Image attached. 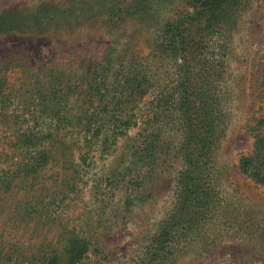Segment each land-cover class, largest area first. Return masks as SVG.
<instances>
[{
	"label": "trees",
	"instance_id": "1",
	"mask_svg": "<svg viewBox=\"0 0 264 264\" xmlns=\"http://www.w3.org/2000/svg\"><path fill=\"white\" fill-rule=\"evenodd\" d=\"M173 1L182 9H166L161 0H92L87 5L78 0L68 7L44 2L36 9L0 12V35L73 33L80 26L98 25L96 29L101 27L110 38L98 62L75 79L64 75L67 68L59 65L37 69L50 80L47 84L36 78L41 89L35 96L43 105L63 99L65 113L54 107L48 111L67 134L73 135L75 128L82 138L66 142L53 135L38 140L20 135L8 147L18 156L6 170L0 169V202L22 194L13 212L19 220L35 214L40 218L32 201H40L47 191L44 185L36 186L48 165L60 164L74 174L73 147L81 142L88 154L98 148L107 153L122 138L127 144L118 166L127 157L128 167L112 178L129 192L125 203L132 196L139 198L141 186L155 184L161 157L177 164L171 208L144 241L134 264L173 263L223 212L215 156L226 128L228 37L235 13L252 0ZM126 21L143 29L141 40L132 35L122 43ZM73 96L76 102L69 110ZM9 99L0 77V103ZM251 132L252 151L241 157L238 170L264 188V117L255 120ZM2 157L12 158L7 145H0V162ZM20 239L4 242L0 237V264H82L98 251L95 237L63 229L51 238L44 234L39 244Z\"/></svg>",
	"mask_w": 264,
	"mask_h": 264
},
{
	"label": "rangeland",
	"instance_id": "2",
	"mask_svg": "<svg viewBox=\"0 0 264 264\" xmlns=\"http://www.w3.org/2000/svg\"><path fill=\"white\" fill-rule=\"evenodd\" d=\"M90 1L82 0V5ZM44 2L68 7L78 0H0V12L36 9ZM161 4L166 9H182L173 0H161ZM233 24L226 60V128L215 156L223 212L171 264H264V188L245 179L238 170L241 157L252 151L255 120L264 117V0H252L241 7ZM97 26H80L73 33L0 35V77L11 93L9 101L0 103V113L4 112L6 117L0 118V145H7L12 157H2L1 170H6L18 156L8 147L20 135H34L36 140L53 135L66 142H72L73 137L82 138L75 128L73 135L67 134L48 111L54 107L61 115L65 113L68 108L63 99L54 98L43 105L35 96V91L41 89L35 80L38 77L48 84L50 79L37 71L44 65L67 68L64 75H72L73 79L94 66L110 40L105 30L96 29ZM124 27L122 43L132 35L142 39L143 29L135 21H126ZM62 80L65 82L66 78ZM75 102V96L68 100L69 110ZM126 144V138H122L107 153L98 148L88 154L80 142L79 148H72L70 157L74 174L60 164L48 165L36 186L38 189L44 185L47 191L40 201H32L40 218H35V214L30 220H19L13 214L14 204L22 194L0 202L1 240L11 242L18 237L20 243L39 244L44 234L51 238L63 229L97 239L98 251L88 255L82 264H134L144 241L171 208L177 164H172L168 156L161 157L155 184L141 186L139 200L132 196L133 200L125 203L129 192L112 177L128 167L127 157L118 166ZM49 215L54 218L49 220Z\"/></svg>",
	"mask_w": 264,
	"mask_h": 264
}]
</instances>
